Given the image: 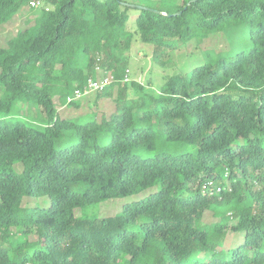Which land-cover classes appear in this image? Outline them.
<instances>
[{
  "label": "trees",
  "instance_id": "trees-1",
  "mask_svg": "<svg viewBox=\"0 0 264 264\" xmlns=\"http://www.w3.org/2000/svg\"><path fill=\"white\" fill-rule=\"evenodd\" d=\"M31 1L0 0V27ZM44 1L0 46V264H264V0ZM135 35L163 66L216 46L153 89L126 80ZM108 76L109 112L60 114Z\"/></svg>",
  "mask_w": 264,
  "mask_h": 264
},
{
  "label": "rangeland",
  "instance_id": "rangeland-1",
  "mask_svg": "<svg viewBox=\"0 0 264 264\" xmlns=\"http://www.w3.org/2000/svg\"><path fill=\"white\" fill-rule=\"evenodd\" d=\"M137 4V3H134ZM24 8L17 15L14 16L12 20L6 23L4 26L0 27V46H4L6 38L8 35H14L20 28H24L34 24L35 20L41 14V8ZM130 19L128 21L127 28L132 30L135 28V18L138 14L136 9H131L129 11ZM211 39V40H210ZM205 40L203 43L198 44L196 41L192 40L188 44L183 45L177 49L171 50L168 56L166 65L159 63L153 59V46L143 43L140 41L138 35H135V40L133 41L131 48L129 50V60L130 65L128 66V77L135 78L139 82L148 85V82H153V89H157L161 85L167 76L174 73L187 71L199 62L204 60L201 53V48L206 46H216L214 45V38ZM105 78V77H104ZM100 78V80H104ZM97 91H89L82 96H78L75 99H82L81 105L78 108L72 106H60L58 105V110L62 116H70L72 118L80 116L86 112H96L100 117V114L104 112H109L112 109V104L110 99L106 98L104 100H96ZM28 122H32V118H24ZM79 120L85 118H78ZM132 198L127 197L123 199H110L104 201L100 204L91 206L87 209L88 215L91 217H101L106 215H114L121 211L122 206L125 202L130 201ZM50 203L48 198L31 199L25 202L26 206L39 205L41 207H46ZM77 215L82 214L80 210H77ZM205 221H217L218 219L213 216V214H207L204 218ZM35 237H32L34 239ZM231 240V239H230ZM241 237L237 236L232 239V243H239Z\"/></svg>",
  "mask_w": 264,
  "mask_h": 264
},
{
  "label": "built area",
  "instance_id": "built-area-1",
  "mask_svg": "<svg viewBox=\"0 0 264 264\" xmlns=\"http://www.w3.org/2000/svg\"><path fill=\"white\" fill-rule=\"evenodd\" d=\"M45 5V1L44 0H32L31 1V7L32 8H39L41 6ZM48 9V8H47ZM129 77H126V80H128ZM113 80L112 76H108L105 77L104 80H100V79H94V78H89L88 79V89L85 92H82L81 90H76L74 93L73 97H69V101L75 99L78 96H82L85 93L89 92V91H101L103 90L109 83H111V81Z\"/></svg>",
  "mask_w": 264,
  "mask_h": 264
},
{
  "label": "water",
  "instance_id": "water-1",
  "mask_svg": "<svg viewBox=\"0 0 264 264\" xmlns=\"http://www.w3.org/2000/svg\"><path fill=\"white\" fill-rule=\"evenodd\" d=\"M191 2H192V1H190L188 4H190ZM122 3H123V4H126V5H130V6H132V7L139 8V9H142V8L149 9V7H145V6H142V5H140V4L127 3V2H122ZM155 11L158 12V10H155ZM164 14H166V15H170V14H168L167 12H164Z\"/></svg>",
  "mask_w": 264,
  "mask_h": 264
}]
</instances>
